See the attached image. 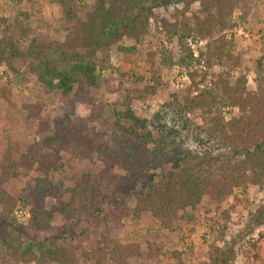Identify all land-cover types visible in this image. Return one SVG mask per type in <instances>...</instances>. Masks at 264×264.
<instances>
[{"label": "trees", "instance_id": "1", "mask_svg": "<svg viewBox=\"0 0 264 264\" xmlns=\"http://www.w3.org/2000/svg\"><path fill=\"white\" fill-rule=\"evenodd\" d=\"M151 1V7H146ZM191 1L195 0H98L94 12L88 13L91 15L89 22L82 25L84 34L72 37L69 47L39 45L37 38L32 41L28 58L34 60L38 78L46 82L48 77H53L65 97L74 94L79 101L89 104L92 111L78 121L71 118L73 111L64 112L53 125L48 144L45 142L42 147L34 144L26 152L12 145L4 155L2 167L23 168L36 174L34 185L25 197V203L31 209L28 226L49 230L56 214L76 216L86 210L89 217L99 218L105 212L94 206L93 197L107 194L108 199L119 198L118 207L124 211L128 205L123 197L137 200L134 211L137 217L153 213L161 230L175 233L182 222L190 220L188 209L196 211L204 197L213 201L233 197V205L224 212L229 220L230 211L242 203L250 185L264 188V89L261 100L256 94L250 95L244 75L232 85L227 82V76L229 79L230 76L221 74L214 88L201 89L199 86L209 78L207 71L201 74L190 71L192 86L186 95H174L155 113L141 118L136 116L131 105L156 95L162 85L160 75L152 69L150 83L142 81L129 87L124 82L126 73L117 72L118 87L125 101L119 107L113 106L107 126H100V117L96 113L99 105L90 97L91 92L101 89L104 81L105 59L99 51L105 50L112 39L123 36V32L136 38L150 19L146 16L147 11L151 16L152 9L170 11L181 4L188 6ZM200 1L202 8L198 14L187 16L184 9H176L177 13L172 15L174 21L163 22L167 38L176 39L183 49L179 64L189 69L198 61L186 46L188 39L197 37L208 40L207 53H201L199 58H204L210 68L214 64L228 63L240 72L242 66L235 54L233 39L216 37V32L228 29L235 9L246 8L248 0ZM119 48L126 54L136 51L134 46ZM174 64L171 53L161 56V66L172 67ZM258 66L261 68L258 78L264 87V66L261 63ZM193 91L197 94L193 95ZM243 92L249 95H240ZM235 107L239 108L237 116L234 115ZM190 145L194 147L189 148ZM68 146L77 157L91 160L96 154L101 166L95 176H86L71 190L68 202L49 209L48 199H56L60 191V185L50 177L60 168V151ZM218 165L221 169L216 177L212 170ZM118 167L130 173L132 178L115 175L113 171ZM139 176L144 179L143 184L133 191L129 181H136ZM151 195L165 199L159 200L160 205L149 207L145 199ZM17 203V199L0 184V208L5 209L0 212V227L4 236L26 234L28 227L20 225L14 216ZM258 217H264V208L258 211ZM105 220L103 217L108 225ZM220 233L218 240L223 241L224 235ZM106 238L110 239L109 231ZM153 247L150 250L159 256L161 249ZM135 252L137 249L134 248L132 253ZM192 253V248H188L172 251L171 256L178 264H184ZM128 254L125 248L113 242L107 254L100 248L82 253V259L84 264H126ZM236 257L233 248L220 247L218 241L213 240L208 245L205 264H236ZM69 264L75 262L71 260Z\"/></svg>", "mask_w": 264, "mask_h": 264}, {"label": "rangeland", "instance_id": "2", "mask_svg": "<svg viewBox=\"0 0 264 264\" xmlns=\"http://www.w3.org/2000/svg\"><path fill=\"white\" fill-rule=\"evenodd\" d=\"M97 1L0 0V184L18 201L14 211L18 223L28 227L21 237L4 236L5 232L0 227V264H69L71 260L75 264H84L82 253L102 248L107 254L113 242L125 248L126 255L129 253L126 264H178L171 252L188 248H192L193 253L189 254L190 259L184 264H205L208 245L213 240H217L220 247L227 246L236 251V264H264V217L257 218L258 211L264 208V188L254 185L249 186L242 203L230 211L229 220L224 212L230 210L233 197L223 201L204 197L196 211L188 209L190 220L182 222L175 233L161 230L153 213L137 217L134 213L137 200L123 197L128 205L124 211L118 207L117 201L120 199H108L107 194L93 197L96 201L94 206L105 212L99 218L89 217L86 210V213L76 216L56 214L49 230L28 226L31 209L25 203V197L34 185L36 174L23 168L2 167L4 155L12 145L24 152L34 144L42 147L49 141L54 131L53 125L64 112L73 111L71 118L78 121L92 111L89 104L79 101L74 94L65 97L56 87L57 82L53 77H48L46 82L40 80L34 72V60L28 58V50L35 38L39 45L69 47L72 37L84 34L82 25L89 22L91 15L88 13L94 12ZM189 3L170 11L152 9L151 16L147 11L146 16L150 19L136 38L123 32V36L112 39L105 50L99 51L105 59L102 72L104 81L101 89L91 92L90 97L99 105L96 113L100 117V126H107L112 107H119L125 101L116 78L119 72L126 73L124 82L129 87H135L137 82L142 81L150 83L152 69L157 70L161 77L162 85L155 96L146 101H134L131 105L136 116L141 118L155 113L174 95H186L192 86L190 71L198 74L207 71L209 78L199 86L201 89L214 88L221 74H228L230 79L227 76V82L232 85L244 75L249 94H256L261 100L264 87L258 78L261 70L258 64L264 66V0L246 1V8L235 9L230 27L216 32V37L233 39L235 54L242 66L240 72L228 63L214 64L210 68L204 58H199L201 53H207L208 40L197 37L188 39L186 46L198 61L189 69L179 64L184 55L183 49L176 39L167 38L163 22H173L172 15L177 13L176 9H184L187 16L198 14L202 2L195 0ZM151 5L152 1L146 7ZM122 46H134L136 51L126 54L120 50ZM170 53L174 66H161V56L166 57ZM196 94L197 91H193V95ZM249 94L240 93L242 96ZM238 114L239 108L235 107L234 115ZM193 147L190 145L189 148ZM59 158L60 168L50 179L60 185V191L56 199H48L49 209L61 202H68L71 190L86 176H95L101 166L96 154L91 160L77 157L69 146L60 151ZM220 167L218 165L211 171L216 177L220 175ZM113 173L132 178L130 173L119 167ZM141 177L129 181L133 191L141 188L144 180ZM160 199L165 198L151 195L145 199V203L153 207L160 205ZM0 212H5V209L1 207ZM125 213H129V216ZM108 231L110 239L106 238ZM220 232L224 235L223 241L218 240ZM152 245L161 249L159 256L150 250ZM134 248L137 249L135 254L132 253Z\"/></svg>", "mask_w": 264, "mask_h": 264}]
</instances>
